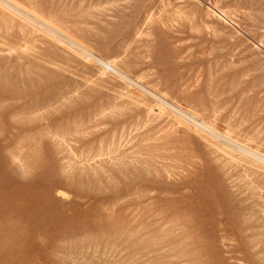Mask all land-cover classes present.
<instances>
[{
    "label": "rangeland",
    "instance_id": "obj_1",
    "mask_svg": "<svg viewBox=\"0 0 264 264\" xmlns=\"http://www.w3.org/2000/svg\"><path fill=\"white\" fill-rule=\"evenodd\" d=\"M16 1L90 54L0 6V264H264V164L97 61L264 155V0Z\"/></svg>",
    "mask_w": 264,
    "mask_h": 264
},
{
    "label": "bare ground",
    "instance_id": "obj_2",
    "mask_svg": "<svg viewBox=\"0 0 264 264\" xmlns=\"http://www.w3.org/2000/svg\"><path fill=\"white\" fill-rule=\"evenodd\" d=\"M0 6L2 8H4V9L8 10L9 12H11L14 15L17 14V15L23 17L24 19L29 20L33 24L35 23V25L38 24L39 25L38 27H40V28L44 29V31L50 33L52 36H54L55 38H57V40L58 39L61 40V41L63 40L65 42H67L68 44H70L75 49L79 50L80 52H83L85 54H90V50L85 45H83L80 41H78L77 39H75L74 37H72L71 35H69L66 31H64L62 28H60L56 24L52 23L51 21H49L47 18L43 17L41 14H39V13H37V12H35V11L27 8V7H25L24 5H22L18 1H16V0H0ZM219 14H220V12H219ZM216 15H218V14H216ZM97 61L99 62V64H101L102 66L106 67L108 70H110L114 74H116L119 77L127 80L128 82H130L134 86L138 87L139 90H141L145 94H147V95L155 98L156 100H158L160 103H162L168 109H170L171 112H173L176 115V117H178L180 119H183V120H186L187 122H190L191 124H193L195 127H197L198 129H200L204 133H207L208 135H210V137H213V139L215 138L217 140H222L226 144L225 146H231L235 150H238L239 153H241V154H243L245 156H249V157L253 158L254 160H256V161L264 164V155L260 154L257 151H254L252 149H249V148H247V147L239 144L236 141H232L228 137L229 134L226 136L222 132H219V130H217L214 127H212V125H209V124H207V123H205L203 121L197 120L193 115H191V114L188 113L191 110H189L188 112H186L183 109L176 108V107L173 106V104L172 105L169 104L167 101H165L162 98L156 96L155 94L150 93V92H148L146 90L144 91V89H142L140 86H138L136 84L137 82L136 83L133 82L132 81L133 79L130 80V78L128 76H126L123 73V71L120 69L122 71L121 72L117 68V66L115 65V63H113V62H111V63L110 62H106L103 59H99V58H97ZM194 115H195V113H194ZM199 117H201V116H199ZM231 154H233V152Z\"/></svg>",
    "mask_w": 264,
    "mask_h": 264
}]
</instances>
